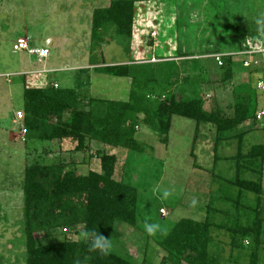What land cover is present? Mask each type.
<instances>
[{"label": "rangeland", "instance_id": "1", "mask_svg": "<svg viewBox=\"0 0 264 264\" xmlns=\"http://www.w3.org/2000/svg\"><path fill=\"white\" fill-rule=\"evenodd\" d=\"M110 3L111 0H0V264H26L21 223L22 182L29 165L63 162L78 174L88 175L101 169L99 152L115 154L118 162L114 178L138 189L139 223L136 228L123 223L116 225L112 251L136 264L143 260L149 264H170L159 242L179 220L203 221L213 199L217 210L227 208L219 200L218 190L234 173L230 158L238 152L235 135L246 134L243 139L246 151L253 145L264 144V117L239 126L230 134L232 139L218 147L215 130L202 124L194 155L196 124L181 117H174L167 145L148 128L137 129L136 138L144 147L142 152L111 148L94 141L81 151L74 141H44L27 135L23 141L20 131L25 123L17 120V113L23 111L25 88L45 89L54 83L60 88L73 87L77 72L89 69L90 96L128 100L130 80L94 71L95 66L101 65L155 64L160 59H174L180 65L178 78H173L174 84L168 88L172 93L183 95V90L189 93L198 83L206 108L210 109L215 102L229 116L233 111V89L246 84L258 93V107L264 110V91L257 89V83L264 82V58L257 63L250 57L258 53L243 56L238 55L241 52L237 49L243 35V46L264 49V0H140L134 7L130 54L111 37L96 49L91 47L93 14ZM19 38L27 39L31 48H47L50 56L40 60L28 52L15 53L13 46ZM179 44L183 45L181 51L205 54L210 59L214 54H235L233 62L239 66L233 68L231 82H220L231 66L229 62L225 60L224 67L219 69L207 57L202 58L204 71L200 72L201 79H197L193 65L177 58ZM249 58L253 62L248 70L240 64ZM44 70L53 72L45 74ZM188 76L190 79L186 80ZM81 80L86 83V75ZM160 91L165 94V90ZM193 198L197 201L194 206ZM249 199L254 200V196L249 195ZM214 220L220 223L224 218L216 213ZM146 222L159 223L163 231L147 235L143 227ZM81 231L83 226L68 232L62 230L59 237L81 240ZM212 235L210 253L220 264H249L248 242H243L242 248H233L227 231L214 229ZM259 264H264V247Z\"/></svg>", "mask_w": 264, "mask_h": 264}, {"label": "trees", "instance_id": "2", "mask_svg": "<svg viewBox=\"0 0 264 264\" xmlns=\"http://www.w3.org/2000/svg\"><path fill=\"white\" fill-rule=\"evenodd\" d=\"M138 1L111 0L108 7L95 10L91 32L93 50L111 37L124 47L126 54H130L134 7ZM242 41L237 48L239 52L248 49ZM181 48L183 45L179 44L177 58L184 63L189 61L194 75L201 79L200 72L204 71L202 58H210L205 54H193L190 50L181 51ZM225 60L231 66L220 81L224 84L231 82L233 68L239 66L233 62L232 56ZM244 62L242 60L240 65L249 70ZM178 65L174 59H160L155 64L129 62L95 66L93 69L98 73L130 80L131 91L126 101L90 96L89 69L77 72L73 87L25 88L22 112L26 135L30 139L44 141H74L80 151L89 148L94 141L111 148L142 152L144 147L136 138L137 129L148 128L158 135L162 144L167 145L173 119L181 117L196 124L192 143L194 155L202 124L215 130L218 147L232 139L230 134L239 126L258 121L257 115L262 111L258 107V93L246 84L233 89V111L229 116L215 102L210 109L206 108L198 83L189 93L184 90L183 95L172 93L168 88L174 84L173 78H178ZM84 75L86 83L81 82ZM189 79L190 76L186 78ZM160 90H165V94ZM245 135L242 132L234 137L239 141L237 154L230 158L234 163V173L218 190L219 200L227 208L217 210L213 199L203 221L179 220L159 242L167 253L168 263L220 264L210 253L212 232L217 229L229 233L233 248H242V243L248 242L249 264H259L264 247V144L253 145L246 151L243 145ZM99 158L100 171H90L88 175L78 174L63 162L51 165L35 163L25 168L21 223L26 264H136L112 249L109 255L102 256L98 251H89L88 244L82 239L59 237V231L83 226V231H97L113 243L118 223L137 227L138 189L114 178L118 162L115 154L102 151ZM249 195H253L254 200L251 201ZM216 213L222 215V222L214 220ZM141 264L149 262L143 260Z\"/></svg>", "mask_w": 264, "mask_h": 264}, {"label": "built area", "instance_id": "3", "mask_svg": "<svg viewBox=\"0 0 264 264\" xmlns=\"http://www.w3.org/2000/svg\"><path fill=\"white\" fill-rule=\"evenodd\" d=\"M13 50H14L15 53H17V52H28L29 54L38 57L40 60L46 59V58H48L50 56V52H49V50L47 48H31L29 41L27 39H24V38H19L16 41V43L13 46ZM261 51L264 52V49L263 50H255L251 46H248L247 50L242 51L241 53H238V55L252 56V55H254L256 53H259ZM233 55H235V54H220L219 53V54L211 55V58L216 63L217 67L223 68L224 64H225V59L227 57H231ZM244 65L245 66H250V62L249 61H245ZM43 72H45V74L46 73H52L53 70H45ZM53 87L55 89L60 88L58 83H54ZM257 89L260 90V91H264V82L263 81H259L257 83ZM263 117H264V111H260L258 113V115H257V120L258 121L262 120ZM17 120L23 122V120H24L23 112H18L17 113ZM21 128H22L21 131H20L21 132V137H22L23 141H25L26 140V129L23 126V124H22ZM63 231L64 232H68V230H66V229L63 230Z\"/></svg>", "mask_w": 264, "mask_h": 264}, {"label": "clouds", "instance_id": "4", "mask_svg": "<svg viewBox=\"0 0 264 264\" xmlns=\"http://www.w3.org/2000/svg\"><path fill=\"white\" fill-rule=\"evenodd\" d=\"M258 24L262 23L261 21H257ZM168 193H165L167 196ZM194 206L197 201L195 198L191 201ZM144 231L149 236H154L157 232L163 231L161 225L159 223H145ZM80 238L86 242L89 246V251L96 252L98 251L102 256L109 255L113 245L109 238H105L97 231H81Z\"/></svg>", "mask_w": 264, "mask_h": 264}, {"label": "crops", "instance_id": "5", "mask_svg": "<svg viewBox=\"0 0 264 264\" xmlns=\"http://www.w3.org/2000/svg\"><path fill=\"white\" fill-rule=\"evenodd\" d=\"M263 44V43H262ZM176 53H177V50H176ZM264 52L263 51H261V52H259L257 55H255V57H250L251 59H253L255 62H257L258 63V61H260V59H261V57H263L264 58V54H263ZM249 58V62H253V61H251V59ZM244 61H248V60H244ZM41 72H42V70H40ZM45 71V70H44ZM262 111H264V110H262Z\"/></svg>", "mask_w": 264, "mask_h": 264}]
</instances>
